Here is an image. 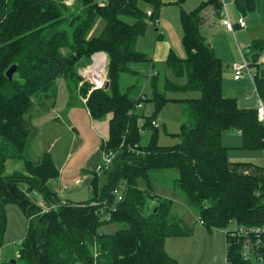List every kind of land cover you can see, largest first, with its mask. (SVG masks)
I'll return each instance as SVG.
<instances>
[{"label":"trees","instance_id":"obj_1","mask_svg":"<svg viewBox=\"0 0 264 264\" xmlns=\"http://www.w3.org/2000/svg\"><path fill=\"white\" fill-rule=\"evenodd\" d=\"M185 1L177 4L182 7ZM236 2L243 6V0ZM210 6L219 13L224 9L222 0H206L194 10H182L186 57L171 51L166 60L175 77L186 82L167 79L165 92L200 91L202 97L168 98L154 76L148 99L143 87L153 61L137 46L148 24L158 23L162 0H0V236L6 229L7 205L17 204L28 217L18 259L0 264H179L166 251V241L189 236L191 230L172 212L173 202L153 191V183L172 169L179 172L175 185L185 192L187 207L200 213L208 230L225 229L233 222L264 226V167L231 163L230 148L223 144L224 134L235 130L242 136V150L264 152V126L256 109L240 108L236 99L224 95V64L201 34V14ZM98 19L105 21V28L99 37L89 38ZM251 50L264 53V40L254 42ZM97 53L108 57L107 90L95 88L80 74ZM12 66L17 71L9 79ZM124 75L131 77L125 89ZM60 78L71 93L86 100L94 120L112 115L103 150L116 156L101 187L95 172L92 198L85 203L63 204L50 189L49 182L60 176L50 153L37 161L28 156L36 135L30 114L37 104L45 110L54 107ZM253 78L264 101V79L258 74ZM136 85L139 91L132 97ZM146 102L154 106L152 117L136 113ZM171 102L182 106L186 120L177 134L180 143L162 147L153 122ZM146 130L151 137L143 145ZM8 161L23 162L24 171L7 174ZM140 180L146 189L140 188ZM121 184L127 191L118 201L114 191ZM37 196L49 211L38 204ZM94 202L105 207L104 213L111 212L109 220ZM111 224L119 228L105 232ZM226 247V264H244L228 238Z\"/></svg>","mask_w":264,"mask_h":264},{"label":"rangeland","instance_id":"obj_2","mask_svg":"<svg viewBox=\"0 0 264 264\" xmlns=\"http://www.w3.org/2000/svg\"><path fill=\"white\" fill-rule=\"evenodd\" d=\"M108 0H104L106 3ZM72 4V2H69ZM152 25H154L152 23ZM105 28V21L98 19L89 33V38L99 37ZM148 40V38H147ZM146 40V49L142 44L137 46L138 50L147 53L151 56L150 41ZM183 58L186 57V52H183ZM99 69H94L89 74L91 68L82 70V77H87L88 81L96 84L94 87L104 86L107 80L105 70L102 72ZM152 71V69H151ZM154 74L145 82L144 93L148 99L152 98L153 88L152 79L158 76V90L165 93L171 99H200L202 92L189 91L185 93L165 92V82L167 79L184 84L186 78H177L168 68L167 64L157 66L153 71ZM90 76V77H89ZM84 78V77H83ZM84 78V79H85ZM86 80V79H85ZM131 77L124 75L122 78V87L125 89L130 83ZM134 82V81H133ZM245 83V82H244ZM135 84V82H134ZM143 84V81L140 85ZM140 85H136V89L131 92L132 97H136ZM233 88H237L233 84ZM57 91L59 92L58 100L54 107H50L45 111L39 104L30 114L31 124L38 128V135L32 141L28 151L30 159L37 161L38 157L45 152H49L56 166L60 169V178L54 181L53 185L57 190H63L62 198L74 203H85L91 199L89 185H81L85 177L91 175V170L95 165L104 166L105 157L102 154L101 147L109 139V122L112 117L107 115L100 120H91L86 108L79 104L77 107H69L72 102L68 92L66 80L60 78L56 83ZM245 91L239 97L242 100L244 93H255L252 86L245 84ZM244 96V97H243ZM78 101L75 102V104ZM59 113L60 120H51L52 116ZM136 113L143 117H152L154 115V106L151 102H146L144 106L136 109ZM159 122L158 144L162 147H173L180 143L177 134L180 133L181 126L186 120L182 112V106L179 103H169L157 116ZM70 126L73 129H70ZM151 137V131L143 132V145H147ZM223 144L226 146H234L231 149L233 154L245 155V150L237 148L241 146L242 138L233 130L227 132L223 136ZM78 147V149H76ZM244 151V152H243ZM97 167V166H96ZM7 174L13 172L24 171L23 162L8 161L6 164ZM153 183L154 193L161 197L169 199L173 202L172 212L180 217L191 230L189 236L170 237L166 242V251L176 259L179 264H226V230L236 228L235 222L227 226L225 229L214 228L208 230L199 222L201 216L197 210H191L186 205V194L183 190L177 188L175 181L179 178V172L175 169L165 171ZM105 182L104 173L100 174L99 186H103ZM141 189H146L147 184L144 180L139 181ZM37 202L44 205L43 199L37 196ZM7 224L4 235L0 236V263L16 261L19 257V252L26 238L28 231V217L17 204L7 205ZM118 225L111 224L104 228L107 233L115 232Z\"/></svg>","mask_w":264,"mask_h":264},{"label":"crops","instance_id":"obj_3","mask_svg":"<svg viewBox=\"0 0 264 264\" xmlns=\"http://www.w3.org/2000/svg\"><path fill=\"white\" fill-rule=\"evenodd\" d=\"M178 1L179 0H162L163 8L161 10L158 23L156 24L150 22L148 24L145 36L142 37L138 42V45L142 44L145 49L147 38L151 43L149 48L152 49V54L150 57L153 61V67L151 68L152 71L148 73L147 80L154 74L153 71L157 68V66L166 63V60L171 51H174L177 56L183 58L182 55L185 49L182 42L183 31L180 20L181 12L182 10H194L206 0H186L182 7L177 4ZM222 2L224 5V9L221 13L216 11L213 6L207 7L205 10H203L201 14L203 19L201 34L206 43L209 44L214 50L216 57L220 59L224 64V95L228 98L236 99L240 108L256 109L258 106V95L255 90L254 81L249 73L258 74L260 78L264 79V53L252 51L251 45L256 41L264 40V0H243L242 7L237 4L236 0H222ZM226 15L229 17L233 25V29H229L222 24V21L225 19ZM240 20H243L242 25L239 22ZM152 23L154 25H152ZM98 62L99 64L97 65ZM243 62H246L248 70L244 71V75L242 76V78L236 80L234 78L235 73L233 71V65ZM107 64L108 57L106 54H95L92 57L91 66L88 67L91 68L89 74L92 73L95 68L99 69L100 66H104L103 71L105 70V73L107 74ZM80 74L82 75V71L80 72ZM233 84H236L237 88H233ZM245 84L246 86H252V89L255 90L256 94H252L250 92L244 93L245 97L243 96L244 98L240 100L239 97L245 91V89H243V86H245ZM68 92L70 95L69 97L72 100V102L69 103V107H77L79 104H82L86 108L87 113L90 116L88 108L85 104L86 100L74 93H71L69 88ZM58 97L59 92L57 100ZM76 101H78V103L75 104ZM145 104H143V106ZM61 118V115L57 113L50 119L57 121ZM90 118L91 120L95 121L91 116ZM155 121L159 124L157 119ZM35 129V137H37L38 128L35 127ZM70 129H73V127L70 126ZM237 133L242 138L241 134L239 132ZM226 147L230 148L229 159L231 163H249L264 167V152L245 151V155H237L231 152V149L234 146L228 145ZM240 147L241 146H237V148ZM76 149H78V147ZM101 152L102 154H100L99 157H103L105 155L103 145L101 147ZM96 166H98V164L95 165L94 169L91 170V175L85 177V180L82 181L81 185H89V188L91 187ZM54 181L49 182L50 189L57 192L59 197L65 201V199L61 196V194L64 193L63 190H57V188L53 185Z\"/></svg>","mask_w":264,"mask_h":264},{"label":"built area","instance_id":"obj_4","mask_svg":"<svg viewBox=\"0 0 264 264\" xmlns=\"http://www.w3.org/2000/svg\"><path fill=\"white\" fill-rule=\"evenodd\" d=\"M148 16H152V11H148ZM240 24H243V20L239 21ZM222 24L229 29H233V25L226 15L225 19L222 21ZM248 70V66L246 62L237 63L233 65V71L235 73V79L239 80L244 75V71ZM252 79H254V74L249 73ZM85 78V76H83ZM88 81L87 77L85 78ZM143 104L139 105L138 107L141 108ZM257 116L259 122L264 126V101H262L258 96V106L256 108ZM153 125L155 127H160V125L154 121ZM116 154L115 153H105V165L100 166L98 165L95 169V172L98 176L101 173H104L105 170L109 169L112 165ZM127 191V187L125 184H121L120 187L115 189L114 194L118 201H123L125 194ZM66 204L65 201L62 202ZM39 204V203H38ZM41 205V204H39ZM94 206H101V203L94 202ZM45 211H49L48 208H45ZM115 211V208H112ZM105 207L101 206L98 210L99 214L104 216V219H110L111 212H107L108 214L104 213ZM199 222L203 225V221L199 218ZM236 228L233 230H226V236L229 239V245L234 246L237 251H239L241 260L244 264H264V226H257V227H248L239 225L236 223Z\"/></svg>","mask_w":264,"mask_h":264},{"label":"water","instance_id":"obj_5","mask_svg":"<svg viewBox=\"0 0 264 264\" xmlns=\"http://www.w3.org/2000/svg\"><path fill=\"white\" fill-rule=\"evenodd\" d=\"M16 71H17V67L16 66H12L7 72L8 78L12 79L13 76L15 75ZM91 81H92V83L96 84L93 80H91ZM109 85H110L109 81H105L104 86H103L104 89L107 90L109 88ZM101 87L102 86H98V85L95 86V88H101ZM13 262H15V261H13Z\"/></svg>","mask_w":264,"mask_h":264},{"label":"bare ground","instance_id":"obj_6","mask_svg":"<svg viewBox=\"0 0 264 264\" xmlns=\"http://www.w3.org/2000/svg\"><path fill=\"white\" fill-rule=\"evenodd\" d=\"M99 61V60H98ZM99 64V62L97 63V65ZM97 67V66H96ZM103 68H104V66H103ZM103 68L101 69V71L103 72ZM96 69V68H95Z\"/></svg>","mask_w":264,"mask_h":264}]
</instances>
